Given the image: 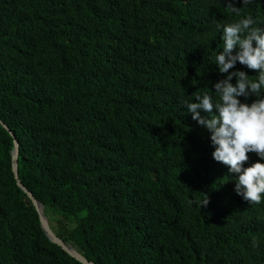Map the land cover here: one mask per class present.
Segmentation results:
<instances>
[{
    "label": "trees",
    "instance_id": "obj_1",
    "mask_svg": "<svg viewBox=\"0 0 264 264\" xmlns=\"http://www.w3.org/2000/svg\"><path fill=\"white\" fill-rule=\"evenodd\" d=\"M235 7L264 27V0ZM238 18L224 0H0V121L18 179L87 261L264 264V199L233 192L182 105L222 78L215 23ZM12 148L0 124V264H80L42 231Z\"/></svg>",
    "mask_w": 264,
    "mask_h": 264
},
{
    "label": "clouds",
    "instance_id": "obj_2",
    "mask_svg": "<svg viewBox=\"0 0 264 264\" xmlns=\"http://www.w3.org/2000/svg\"><path fill=\"white\" fill-rule=\"evenodd\" d=\"M253 2L240 0V5ZM224 6L239 18L215 23L222 46L211 65L222 78L212 83L211 91L206 87L193 95L195 102L183 100L182 105L208 133L211 159L227 167L233 176V192L247 203L259 204L264 199V27L256 26L251 15H242L235 0H224ZM237 64L255 71V79L237 69ZM249 153L258 159L245 167Z\"/></svg>",
    "mask_w": 264,
    "mask_h": 264
},
{
    "label": "water",
    "instance_id": "obj_3",
    "mask_svg": "<svg viewBox=\"0 0 264 264\" xmlns=\"http://www.w3.org/2000/svg\"><path fill=\"white\" fill-rule=\"evenodd\" d=\"M1 126L9 133L11 138L13 139V148L11 151V170L12 174L14 176V180L16 182L17 187L27 196L29 199L32 207L36 211L38 215V219L40 222V227L42 231L44 232L45 236L48 238V240L57 245L61 248L68 256L79 262L80 264H94L93 262L87 261V259L81 255L76 249L71 247L70 245L65 244L62 240L57 238L55 234L52 232L48 225V219L44 214L43 206L38 203V201L35 200V198L32 196L30 192L26 190V188L20 183L18 179L17 174V159H18V153H19V146L17 141L14 139L13 134L11 133L10 129L0 121Z\"/></svg>",
    "mask_w": 264,
    "mask_h": 264
},
{
    "label": "rangeland",
    "instance_id": "obj_4",
    "mask_svg": "<svg viewBox=\"0 0 264 264\" xmlns=\"http://www.w3.org/2000/svg\"><path fill=\"white\" fill-rule=\"evenodd\" d=\"M47 219H48V217H47Z\"/></svg>",
    "mask_w": 264,
    "mask_h": 264
}]
</instances>
